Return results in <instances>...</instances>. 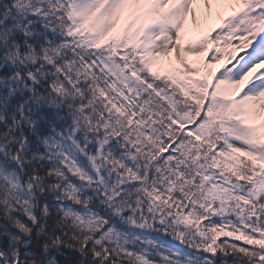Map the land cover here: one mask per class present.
Here are the masks:
<instances>
[{
  "label": "snow or ice",
  "instance_id": "6c2138e0",
  "mask_svg": "<svg viewBox=\"0 0 264 264\" xmlns=\"http://www.w3.org/2000/svg\"><path fill=\"white\" fill-rule=\"evenodd\" d=\"M0 264H264V0H0Z\"/></svg>",
  "mask_w": 264,
  "mask_h": 264
},
{
  "label": "rangeland",
  "instance_id": "374dc122",
  "mask_svg": "<svg viewBox=\"0 0 264 264\" xmlns=\"http://www.w3.org/2000/svg\"><path fill=\"white\" fill-rule=\"evenodd\" d=\"M198 33H193V35H197ZM242 49L239 48H232L231 46H227L224 48L222 58L219 60V63L221 62V66L228 65L231 66V63H235L234 60H230L229 53H231L232 56L238 57L242 54ZM217 68V64L213 65V71Z\"/></svg>",
  "mask_w": 264,
  "mask_h": 264
},
{
  "label": "bare ground",
  "instance_id": "6f19581e",
  "mask_svg": "<svg viewBox=\"0 0 264 264\" xmlns=\"http://www.w3.org/2000/svg\"><path fill=\"white\" fill-rule=\"evenodd\" d=\"M219 67H221V62L219 63H217V68H219Z\"/></svg>",
  "mask_w": 264,
  "mask_h": 264
},
{
  "label": "trees",
  "instance_id": "16d2710c",
  "mask_svg": "<svg viewBox=\"0 0 264 264\" xmlns=\"http://www.w3.org/2000/svg\"><path fill=\"white\" fill-rule=\"evenodd\" d=\"M225 238H226V237H221L220 239H225ZM228 239H230V240H231L232 238H228ZM237 242L239 243V241H237Z\"/></svg>",
  "mask_w": 264,
  "mask_h": 264
}]
</instances>
